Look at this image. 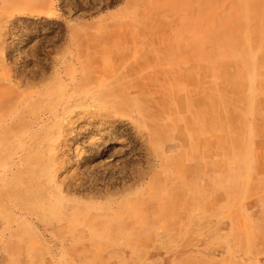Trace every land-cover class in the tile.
<instances>
[{
    "label": "rangeland",
    "instance_id": "obj_1",
    "mask_svg": "<svg viewBox=\"0 0 264 264\" xmlns=\"http://www.w3.org/2000/svg\"><path fill=\"white\" fill-rule=\"evenodd\" d=\"M209 254L264 264V0H0V264Z\"/></svg>",
    "mask_w": 264,
    "mask_h": 264
},
{
    "label": "bare ground",
    "instance_id": "obj_2",
    "mask_svg": "<svg viewBox=\"0 0 264 264\" xmlns=\"http://www.w3.org/2000/svg\"><path fill=\"white\" fill-rule=\"evenodd\" d=\"M27 1L28 2H32V3H44L45 2V0H27ZM114 72H116L118 74L135 73V71L132 70V68H129L127 66H119V67L114 69ZM125 80L126 79H124L123 82H125ZM168 81H169V85H167L166 81H164V83H161L162 84V88L170 87V82L172 80L169 79ZM154 86H155V84H152L151 88L154 87ZM139 101H141L142 103L145 102V100H143V98H140ZM148 103H149V105L147 107H145V110L149 111L150 113L155 114L156 116H159V118H156L155 128L153 129V132H152L153 134L157 130H162V127H164L165 125L174 123L167 116L168 107L166 106V104L160 103L156 99L149 100ZM109 108H110V112H112V113L114 112L116 114V116H121V114L123 112L122 111V107L119 104L110 105Z\"/></svg>",
    "mask_w": 264,
    "mask_h": 264
},
{
    "label": "crops",
    "instance_id": "obj_3",
    "mask_svg": "<svg viewBox=\"0 0 264 264\" xmlns=\"http://www.w3.org/2000/svg\"><path fill=\"white\" fill-rule=\"evenodd\" d=\"M183 237H182L183 239L181 238L180 241L177 242V245L179 244V246H177L174 249H180L181 247L183 248V247L189 246V244H186L189 241V238L187 236H185V235H183ZM193 237L194 236L191 235V238H193ZM190 241H192V240H190ZM169 243H171L170 239H169ZM211 249H213V248H211ZM215 257L218 259L217 256H215L213 254H209V255H207V258L205 260L200 261L198 264H219V263H222L221 260H217ZM149 264H159V262H151Z\"/></svg>",
    "mask_w": 264,
    "mask_h": 264
}]
</instances>
